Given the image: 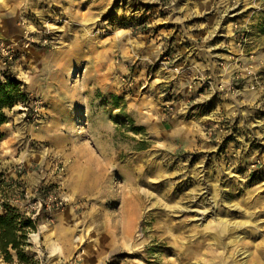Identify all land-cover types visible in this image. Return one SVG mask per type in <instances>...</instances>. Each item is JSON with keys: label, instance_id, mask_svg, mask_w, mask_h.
<instances>
[{"label": "rangeland", "instance_id": "1", "mask_svg": "<svg viewBox=\"0 0 264 264\" xmlns=\"http://www.w3.org/2000/svg\"><path fill=\"white\" fill-rule=\"evenodd\" d=\"M8 81L30 264H264V0H0Z\"/></svg>", "mask_w": 264, "mask_h": 264}, {"label": "trees", "instance_id": "2", "mask_svg": "<svg viewBox=\"0 0 264 264\" xmlns=\"http://www.w3.org/2000/svg\"><path fill=\"white\" fill-rule=\"evenodd\" d=\"M28 96L24 94L14 81H8L0 86V126L6 123L5 110L18 103L24 104ZM0 214V256L6 263L15 259L21 264L33 262L34 255L28 256V234L34 230L35 224L24 214L9 206H3ZM34 263V262H33Z\"/></svg>", "mask_w": 264, "mask_h": 264}, {"label": "built area", "instance_id": "3", "mask_svg": "<svg viewBox=\"0 0 264 264\" xmlns=\"http://www.w3.org/2000/svg\"><path fill=\"white\" fill-rule=\"evenodd\" d=\"M2 49V47H1ZM10 59V58H8ZM250 67L245 68L246 74H250ZM239 79V76H236V80ZM63 200L55 196L54 194H49L45 196L44 199L42 200H35L32 204L31 210L24 214L27 218H29L34 224L35 220L40 217V214L43 213L45 215L52 216V213L57 212L63 208ZM27 242L30 243L29 241V236L27 237ZM82 253V251L80 252ZM77 261H79V258H77L74 261V264H77Z\"/></svg>", "mask_w": 264, "mask_h": 264}, {"label": "bare ground", "instance_id": "4", "mask_svg": "<svg viewBox=\"0 0 264 264\" xmlns=\"http://www.w3.org/2000/svg\"><path fill=\"white\" fill-rule=\"evenodd\" d=\"M136 195H137V194H136ZM136 195H135V196H136ZM166 222H167V221H166ZM179 224H180V222H179ZM180 225H181V224H180ZM192 231H193V230H192ZM187 232H188V231H187ZM122 236H123V235H122ZM122 236H121V237H122ZM181 238H182V237H181ZM123 239H124V238H123ZM125 240H126V238H125ZM125 240H124V241H125ZM173 240H174L175 242H178V241L180 242L179 237H177V238H175V239H173ZM183 240H184V238L181 240V242H182ZM174 241H172V242H174ZM215 241H216V240H215ZM181 242H180V243H181ZM216 242H217V241H216ZM169 243H170V242H169ZM119 246H121V244H119ZM176 246H177V245H176ZM176 246H175L174 249H178V248L182 247V246H180V247H176ZM179 250H180V249H179ZM179 250H178V251H179ZM179 256H180V255H179ZM182 259H183V257H182ZM187 262H188V261H187Z\"/></svg>", "mask_w": 264, "mask_h": 264}]
</instances>
